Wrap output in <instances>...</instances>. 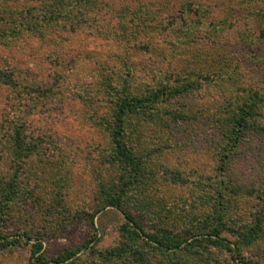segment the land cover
<instances>
[{"label":"rangeland","instance_id":"rangeland-1","mask_svg":"<svg viewBox=\"0 0 264 264\" xmlns=\"http://www.w3.org/2000/svg\"><path fill=\"white\" fill-rule=\"evenodd\" d=\"M129 1L135 5L138 0ZM146 1L150 2L144 4L146 9H153L158 13L159 20L164 18L162 22H165V17L169 15L174 22L172 14L177 16L173 29L160 35L168 39L164 48H159L166 55V61H170L167 72L172 78L170 79H182L183 74L197 78L199 74L203 87L194 92L187 103L197 114L204 108L213 109L215 112L218 108L214 106L223 98L217 94L222 90V85L216 84L213 74L230 70L233 62L237 60V55L241 56L240 53L232 51V46L236 44V27L250 33L248 41L252 42L251 38H254V51L248 47L245 52L244 46V55L239 61L255 60L263 55L259 49L264 48V45L257 39L249 10L242 15V9H238V17L227 12L228 5L233 4L232 2L244 4L243 1L246 0H203L208 12L203 14L200 11L197 15L200 19L199 26L210 35L211 25L224 40L232 43L220 48L215 47L213 41L205 39L202 43L191 44L189 50L185 47L182 49V44L177 39L173 42L176 45L170 41L176 37L174 31L180 33L186 29L183 15L177 10L178 6L167 4L168 0ZM235 7L237 9V6ZM132 8L133 6H130L128 9ZM92 11L91 17L95 20L91 21V25L84 23L72 30L64 29L53 33L52 37L56 38L55 46L40 45L38 39L26 34L11 42L0 39V70L11 72L17 82L16 86L0 82V117L4 115L10 121L13 119L19 122L25 129V137L37 144V150L25 160V169L20 173L23 204L14 206L7 216L3 231L16 237L29 227L33 228L32 235L44 231L42 240L48 256H53L68 246L82 245L94 227L98 234L95 248L103 250L119 241V226L124 218L114 207H106L97 213L93 224L73 215L74 211L89 210L97 203L96 198L100 196L99 186L115 181L117 176V168L109 162V138L105 124L110 116L111 103L104 96L105 89L101 79L108 77L115 81L127 68L131 69L132 77L134 72L139 78V74L152 67L153 76H147L145 82L154 87L158 80L160 82V72L162 73L166 63H157L156 57L146 50L139 49L136 52L137 48L133 49L129 41L131 36L126 42H122L125 40L116 32L115 25L123 18L110 12L109 8H97ZM134 35L137 36L135 39L140 37L138 33ZM217 37L221 42L219 35ZM244 38L246 40V37ZM256 39L258 43L255 44ZM107 40L112 43L110 47L106 46ZM152 40L159 41L155 37ZM207 45L214 47L213 50H205ZM122 51H126V54H120ZM111 52L118 54L117 57H107ZM130 52L135 53L132 61H129ZM258 63L256 66H260V73L264 75V63L261 60H258ZM245 75L238 88L247 87L248 83L253 82V79ZM40 86L41 88H37ZM226 88L228 92L235 90L234 87ZM46 89L48 91H45ZM170 121L167 120L166 123ZM159 124L160 122L150 123L151 127L147 130L142 123L136 132V138L141 139L133 138L131 142L133 149L138 150L139 147L141 157L152 167V174H147L149 189L133 202L148 199L141 202L147 210L143 207L141 209L144 211L138 210L147 228L158 223L155 215L159 213L165 216L166 213L170 219L167 223L172 224L171 227L176 232L177 227L184 229L188 226L189 219H183V216L195 207L193 191L196 194L198 189L193 188L194 184L198 183V178L202 176L213 180V151L216 140L210 133L211 129L205 132L193 127L191 122L183 120L173 124V131L169 132L172 135L175 133L174 140L166 137L163 139L154 134ZM4 141H0V165L9 156L8 143ZM244 141V146L240 147L238 154L231 160L230 172L227 174L230 183L228 193L235 205L232 215L235 221H242V224L250 219L248 212L258 203L259 187H264V141L261 138L250 143L248 139ZM171 171H178L185 176L190 181L188 185L173 182ZM43 182L51 188L63 186V200L71 209L70 214L61 206L57 212H46L47 201L32 203L45 195L41 188ZM35 185L41 191L37 190ZM236 187L239 191L235 193ZM198 209H201V206ZM135 210L137 212V209ZM224 234L227 239H233V236L225 232ZM30 241H33V238ZM203 245L196 248L204 249L210 258V264H240L231 258L227 250L211 246L205 241ZM244 253L250 258H260V261L264 262V233L258 242L246 248ZM29 255V245L26 242L12 249H0V264H31ZM194 263L197 264L198 261Z\"/></svg>","mask_w":264,"mask_h":264},{"label":"trees","instance_id":"trees-1","mask_svg":"<svg viewBox=\"0 0 264 264\" xmlns=\"http://www.w3.org/2000/svg\"><path fill=\"white\" fill-rule=\"evenodd\" d=\"M202 1H167V4L178 6L177 10L183 15L186 24V29L182 32H173L176 37L170 41L173 43L174 39H177L182 44L181 48L185 47L186 50L190 49L191 44L202 43L205 39L213 41L215 47L225 48V44L229 42L215 31L217 29L210 25L209 35L198 24L199 12L202 11L203 14L208 12ZM103 2L104 0H0V39L11 42L26 34L38 39L40 45L55 46L56 38L52 37L53 33L56 34L64 29L72 30L84 23L91 25V21L95 20L91 17L92 10L106 7L119 18H123L115 25L116 32L121 35L122 40H125L122 42H126L131 36L129 41L132 43V48H137L136 52L143 49L156 57L157 63L166 62L162 73L160 72L162 78L154 87H150V83L145 82V78L152 75V67L139 74V78L134 72L132 77L131 69L127 68L115 81L108 77L101 79L105 89L104 96L111 103L110 116L105 124L109 138V162L117 168V176L115 181L102 183L99 186L100 196L96 198L97 203L89 210L74 211L73 215L93 224L97 213L106 207H114L124 218L119 226L120 239L114 246L103 250L97 249L95 244L98 234L94 227L93 232L82 245L68 246L53 256H48L42 240L44 231L32 235L33 228L29 227L18 237L3 231L7 216L15 208L14 206L23 204L20 173L25 169V160L37 150V144L25 137L23 125L13 119L10 121L2 115L0 141L6 139L4 142L8 143L9 156L0 165V249H12L26 242L29 245L31 264H155L159 262L196 264L194 261H198L197 264H210V258L204 249L196 248L204 246L205 241L211 246L227 250L231 258L240 264H264L260 258L253 259L244 253L246 248L256 244L264 233V187H259L258 203L248 212L250 219L242 224V221H235L232 215L235 205L228 193L230 183L227 175L230 172L231 160L238 154L240 147L244 146L245 139H248L249 143L258 138L264 141V75L260 73V66H256L259 65L258 60L264 63V48L259 49L260 54H263L260 59L239 61L244 55V46L245 52L248 47L254 51V38H251L252 42L248 41L247 37L250 33L236 27L234 30L236 44L232 46V51L240 53L241 56L237 55V60L233 62L230 70L213 74L216 84L222 85V90L217 94L223 99L217 101L218 104L214 107L218 109L215 112L212 111L213 109L204 108L197 114L187 102L194 92L203 87L202 78L199 74L197 78L183 74L182 79L171 80V76L167 73L170 61H166L167 57L160 49L168 43V39L160 35L173 29L177 16L172 14L174 22L171 21V15L165 17V22H162L164 18L159 20L158 13L153 9H146L144 4L150 3L146 0H138L135 5L129 0H106L104 4ZM232 3L228 5L227 12L238 17L240 14L238 9H242V15L249 10L257 30L254 29L257 39L259 38L264 45V0H246L243 1L244 4ZM130 6H133L134 11L133 8L128 9ZM99 30L103 32L101 28ZM137 33L140 37L135 39L137 36L134 34ZM217 35L221 38V42ZM153 37L158 38L159 41L153 42ZM257 39L255 44L258 43ZM116 42L121 43L119 40ZM111 44L109 40L106 41L107 47ZM237 47L242 49L238 50ZM213 48L209 45L205 46V50H213ZM120 54H126V51ZM117 55L111 52L107 57H117ZM129 55V61H132L135 53L130 52ZM244 75L253 79V82L248 83L247 87L238 88ZM0 82L17 85L12 73L5 70H0ZM226 87H234L235 90L228 92ZM167 120L171 121L166 123ZM181 120L191 122L193 127L205 132L212 130L210 133L216 140L213 151L215 160L212 169L213 180L201 176L198 178V183L194 184L193 190L198 189L196 194L193 191L195 207L183 216V219H189L187 227L181 229L176 226L178 231L174 232L171 227L173 225L167 223L170 220L167 214L161 216L158 213L155 215L158 223L147 228L138 210L144 211L141 207L147 210L141 202L148 199L143 198L135 202L133 200L141 198L143 192L149 189L147 174H152V167L141 157L139 147L138 150L133 149L131 142L133 138L141 139L136 138V132L142 123L148 130L151 127L150 123L157 122L160 124L154 134L163 139L166 137L174 140L175 133L172 135L169 132L173 131V124ZM171 172L173 182L182 185H188L190 182L178 171ZM35 187L41 191L36 185ZM41 188L45 195L32 203L47 201L46 212L51 213L53 210L57 212L58 207L61 206L70 214L71 209L63 200L65 194L63 186L51 188L43 182ZM234 191L236 193L239 190L236 187ZM199 206L201 209H198ZM224 232L233 236V239H227V235H223ZM31 238L33 241H30ZM191 238L192 240L189 241Z\"/></svg>","mask_w":264,"mask_h":264}]
</instances>
